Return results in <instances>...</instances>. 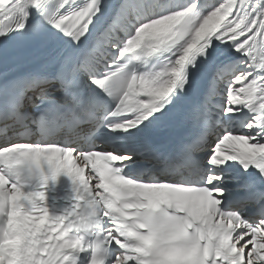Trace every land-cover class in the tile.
I'll return each mask as SVG.
<instances>
[{
    "label": "snow or ice",
    "instance_id": "snow-or-ice-1",
    "mask_svg": "<svg viewBox=\"0 0 264 264\" xmlns=\"http://www.w3.org/2000/svg\"><path fill=\"white\" fill-rule=\"evenodd\" d=\"M0 63V264H264V0H0Z\"/></svg>",
    "mask_w": 264,
    "mask_h": 264
}]
</instances>
